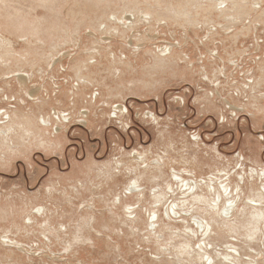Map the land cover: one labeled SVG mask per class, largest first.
<instances>
[{
  "label": "rangeland",
  "instance_id": "obj_1",
  "mask_svg": "<svg viewBox=\"0 0 264 264\" xmlns=\"http://www.w3.org/2000/svg\"><path fill=\"white\" fill-rule=\"evenodd\" d=\"M260 56L264 0H0V264H264L263 224L229 228L264 184ZM173 169L243 177L239 212L209 214ZM188 213L236 249H198Z\"/></svg>",
  "mask_w": 264,
  "mask_h": 264
},
{
  "label": "bare ground",
  "instance_id": "obj_2",
  "mask_svg": "<svg viewBox=\"0 0 264 264\" xmlns=\"http://www.w3.org/2000/svg\"><path fill=\"white\" fill-rule=\"evenodd\" d=\"M223 0H218V2H222ZM210 31V30H209ZM227 33V32H226ZM163 49H168L169 46L162 47ZM262 56L259 57V59L255 60V65L258 64L262 60ZM249 77L252 78L251 81H247L245 84H248L250 87L256 79L254 80V77L252 73L250 72ZM120 107L114 111L115 113L117 111H120ZM6 114L5 117L12 121L11 119H14L15 115L11 118L9 113L7 111L3 112ZM13 122V121H12ZM139 155H137L138 157ZM162 162L156 161L154 163V167L161 172L162 171ZM143 171L145 168L142 169ZM140 172V171H139ZM183 172L186 173L187 170H176L173 169L170 171V175L175 179L177 182L180 183V186L178 190L180 193H182V196H184L186 199L192 198L193 200H204L209 205V209H207L208 213H213V216H216L219 219H225L231 214L235 212H239L238 207V201L240 193L243 191L244 188V181L243 177H239L238 179H232L231 176L227 173L224 174H216L214 177L205 176L200 177L199 179H196V177H193L192 180H187V177H184ZM261 174L264 175V170L261 171ZM223 175H226L223 177ZM223 177V178H222ZM217 180V181H216ZM136 179L133 178L131 183L126 187L125 193L132 194L136 196V199H138L139 194H141V191L139 188H136ZM166 187L173 191L172 186L170 184H167ZM262 190L257 189L253 187L252 185L248 186L247 191V198L250 200V202H243L242 205V211L241 214H245V218L241 219L239 215L236 214L234 217V220H232V225L229 226L232 227L233 225L239 226L240 224H243L244 221H247V227H246V235L249 236V239L253 237V235L256 233L257 229L259 228L258 225L263 224L264 226V214L262 213L263 209V201H264V184L261 185ZM166 191L164 189H161L158 192H153L154 198H158L161 200V198L164 196ZM189 196V197H188ZM210 196V197H209ZM186 199H182L180 202L187 204L189 203ZM138 201V200H137ZM248 201V200H247ZM221 202V203H220ZM179 203L173 199L170 200L169 205L164 208L163 214L167 217H170L171 214H176L177 216L180 213L181 208L178 207ZM248 205V208L250 210H243ZM125 208H129V205H125ZM133 208V207H132ZM198 208L195 206L191 208V210H194ZM133 211L126 210L128 214H130ZM187 211V210H185ZM248 213V214H247ZM159 214V213H158ZM193 221V224L197 228H199V236H202L200 238V242L197 243V248L201 249L204 253H207V250L209 248H212L216 244V240H222L224 242V248L229 250H235L236 245H238L235 242H229L225 241V232L223 228L225 225L215 226L213 216H205L203 214H193L188 213ZM230 214V215H229ZM157 212L156 210H152L151 214L149 215V225H152L155 220L157 219ZM251 216V217H247ZM253 218L254 220H251ZM228 221V220H227ZM239 224V225H238ZM258 224V225H257ZM188 232L191 235H197V230L193 229L191 226H188ZM215 234V236H213ZM212 235V237H211ZM246 240V239H245ZM248 244L250 242H247ZM258 255H262V251L259 252Z\"/></svg>",
  "mask_w": 264,
  "mask_h": 264
}]
</instances>
